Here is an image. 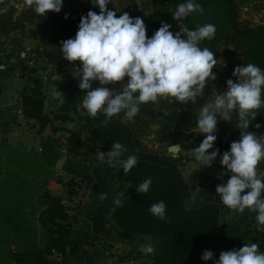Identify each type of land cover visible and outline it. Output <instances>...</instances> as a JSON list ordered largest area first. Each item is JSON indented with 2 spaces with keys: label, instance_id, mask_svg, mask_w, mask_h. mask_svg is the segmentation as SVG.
Returning <instances> with one entry per match:
<instances>
[{
  "label": "clouds",
  "instance_id": "clouds-1",
  "mask_svg": "<svg viewBox=\"0 0 264 264\" xmlns=\"http://www.w3.org/2000/svg\"><path fill=\"white\" fill-rule=\"evenodd\" d=\"M24 2L40 16L59 13L63 6V0ZM109 2L90 0L99 8V13L89 10L82 15L75 36L60 42L59 51L63 58L75 65L79 63L72 72L73 78L78 79V88L85 93L79 108L93 118L102 113L105 116L103 123L107 125L121 112L125 119L133 121L141 104L158 103L160 99L181 104L195 103L204 94L207 81L217 79L213 72L219 64L217 58L207 47L202 49L199 46L202 41L215 37V26L205 24L195 30L184 27L174 34L170 31L172 25L162 22L149 38L141 17H131L127 12L117 16L116 11L108 9ZM203 11L199 4L187 0L176 6L172 18L182 21L191 13ZM64 18L67 19V14ZM232 76L236 78L235 82L228 79L226 90L219 94L215 91L214 99L200 107L194 131L204 138L189 155L202 167H212L219 156L224 171L218 174V178L228 176L226 183L215 188L221 203L239 214L246 210L247 213H257L255 220L264 225V172L258 171V165L264 161V134L247 131L258 110L264 107V71L249 63L236 66ZM94 82L99 86L93 88ZM109 85H119L121 90L114 91ZM52 97L61 104L65 101L60 91L53 90ZM233 114L237 118L235 127L240 130L239 139L233 140L229 149L221 154L218 148H214L217 117L232 123ZM254 127L259 129L261 125L257 123ZM125 151L121 143H112L111 150L99 152L97 158L110 167L122 168L127 174L137 164L138 157L130 155L121 160ZM151 183V178L144 180L136 191L146 194ZM120 195L118 193L113 199L116 206H122ZM106 198V193L99 196L101 201ZM166 207L163 201H159L150 206L149 212L164 219ZM140 251L150 255L155 252V247L145 242ZM213 256L211 250H205L201 259L209 261ZM213 264H264V252L260 251L258 243L244 244L239 249L221 251Z\"/></svg>",
  "mask_w": 264,
  "mask_h": 264
},
{
  "label": "trees",
  "instance_id": "trees-1",
  "mask_svg": "<svg viewBox=\"0 0 264 264\" xmlns=\"http://www.w3.org/2000/svg\"><path fill=\"white\" fill-rule=\"evenodd\" d=\"M156 16L162 15L164 20L171 21L180 29L187 27L195 30L205 24H213L216 28L212 40L200 43L203 49L207 47L213 54L218 46L241 48V65L254 64L264 71V24L251 25L240 19L236 0H193L203 9V13L194 12L182 21L172 18V13L180 3L187 0H153ZM66 7V9H64ZM67 14V19H65ZM39 19H59L68 26L78 29L80 17H76L68 10L67 2L63 1L59 13L49 12L43 16L34 12ZM230 53V52H228ZM20 77H29L37 73L34 67L22 62L18 68ZM98 83V82H96ZM43 81L36 78L32 87L24 88L20 92L22 113L25 118L33 119L43 130L47 125L59 121L66 123L72 120L71 108L62 104L58 112L52 117L44 110L45 93L41 90ZM99 86V84H98ZM116 89L118 85H109ZM92 129L110 148L112 143H121L126 151L120 157L127 159L130 155L138 157L137 164L124 174L122 168L117 167L118 179L122 184L131 186L130 194L122 201V206L113 210L112 221L123 232L147 236L155 247L152 254L154 264H211L203 261V251L209 250L213 243L214 233L225 213L226 208L220 197L207 198L196 206L188 208L189 199L195 185L192 179L188 181L183 176L185 164L180 157H172L147 148L142 139L147 133V122L131 123L125 119L124 113L113 116L105 125V116L98 113L96 117H86ZM53 131L64 130L68 133L65 154L79 158L85 162L94 161V148L84 147L81 142V131L67 130L64 127H53ZM183 137L191 138L192 150L199 146L204 138L201 133H188ZM214 148L222 149V140L217 137ZM4 165L13 172L22 170L30 172L42 171L47 176L30 181L18 180L14 186H9L4 180L5 173L0 170V258L16 255L18 264H55L49 258L58 250L73 252L77 242L73 238V226L80 217L79 210L71 211L63 204L74 194V181H62L66 197L53 196L49 192V184L53 178L48 166L40 162L38 155L22 150L2 148L0 150V168ZM258 171L264 172V161L258 165ZM151 178V186L146 194H140L136 188L146 179ZM41 200L45 208V220L49 227L50 240L42 246L38 244V230L36 229L35 199ZM163 201L166 204V215L159 219L149 212L152 204ZM35 217V218H34ZM252 232L247 231L246 234ZM253 239H259L256 235ZM9 240L14 243L10 246ZM8 250H4L5 246ZM12 250H11V248Z\"/></svg>",
  "mask_w": 264,
  "mask_h": 264
},
{
  "label": "crops",
  "instance_id": "crops-1",
  "mask_svg": "<svg viewBox=\"0 0 264 264\" xmlns=\"http://www.w3.org/2000/svg\"><path fill=\"white\" fill-rule=\"evenodd\" d=\"M26 45V43H25ZM2 53H0L1 55ZM32 66V65H31ZM18 64L9 60L0 61V150L10 148L22 150L38 155L40 162L57 170L58 160L63 158V165L58 175L62 181H80L90 190V199L80 209V217L73 226V238L77 242V248L73 252L66 249L65 252L56 251L60 264H122L118 253L140 251L141 245L150 242L149 237L139 234L123 232L113 223L112 215L115 204L114 197L118 193L121 201L130 194L131 186L122 184L118 179L117 167H110L107 163L98 160L99 152L111 150L97 133L92 129L84 110L79 108L81 98L85 95L73 85L61 83L59 85L45 86L46 100L44 110L52 117L58 112L62 104L71 108L72 120L66 123L55 121L40 130L39 125L33 119H27L22 113L20 92L24 88L32 87L38 74L29 77H20ZM219 94L226 90L224 84L220 86L209 85ZM208 90V87H205ZM53 90L64 94L65 101L60 103L53 99ZM206 96H208L206 94ZM209 97V96H208ZM211 101V100H209ZM205 103L200 97L195 103L170 102L168 99H160L158 103H151L148 107L140 106L139 114L131 123H139L150 119V132L143 137L142 142L151 149H160L166 155L174 157L168 152L169 148L178 145L179 150L175 157L187 156L186 138L182 135L199 133L194 131L196 119L200 107ZM264 107L259 112H264ZM219 116L217 117V119ZM237 119V118H234ZM235 124V120H232ZM263 124V123H262ZM64 127L67 130L78 129L81 131V142L84 147H93L94 161L85 162L79 158H73L65 154L68 133L64 130L53 131V127ZM218 129V126H217ZM222 137V149L220 153L229 149L226 144V135ZM224 136V137H223ZM211 150H209L210 152ZM219 156L212 167H202L194 157H189L183 171L184 178L193 180L195 185L186 206L191 208L207 198L219 197L215 188L218 184L226 183L228 176L218 178ZM57 175V174H56ZM53 196L66 197L64 185L52 180L48 187ZM106 193L107 198L99 199L100 194ZM65 203V200H63ZM40 227L45 236L50 233L45 224L44 217H39ZM253 221L249 218L247 210L244 214L230 210L225 213L214 233L213 243L210 249L214 256L213 261L218 260L221 251L239 249L244 244L258 243L260 251L264 252V244L259 239H253L254 234H246L247 227Z\"/></svg>",
  "mask_w": 264,
  "mask_h": 264
},
{
  "label": "rangeland",
  "instance_id": "rangeland-1",
  "mask_svg": "<svg viewBox=\"0 0 264 264\" xmlns=\"http://www.w3.org/2000/svg\"><path fill=\"white\" fill-rule=\"evenodd\" d=\"M63 1L67 2L68 10L76 17L86 15L89 10L99 13V8L93 6L90 0ZM236 2L241 20L251 25L264 24V0H236ZM107 7L109 10L116 11L117 16L123 12H127L131 17H141L146 25L147 36L149 38L160 27L162 22L172 25L170 31L174 34L179 31V28L174 26L171 21L162 19V15L156 16V7L153 0H110ZM64 9H66V7ZM77 30L78 29L72 28L65 22L56 18L36 19L34 17V10L29 8L24 0H0V53H2L0 55V61L5 60L6 63H9V60H12V62L18 64L17 68L20 67L22 62L27 66L32 65L31 67L37 70L38 76H40V79L43 81L42 86L65 83L73 85L77 90H80L78 88V79H74L72 75L75 66L79 67V63L77 62L75 65L68 62L59 51L61 47L60 42L68 38H73ZM243 52L241 48L217 47L214 56L217 58L219 64L213 68V72L216 74L217 79L214 81H207L206 86L208 90H203L204 94L200 99L205 102L214 99L215 92L209 85L218 87L220 84H224V86H226V81L230 78L235 82L236 78L232 76V72L236 66L241 65ZM126 80L127 78H125V82ZM95 87H98V83L96 82L93 83V88ZM113 90L119 92L121 86L118 85V87ZM206 94L209 97L206 96ZM151 103L152 102L141 104L140 106L148 107ZM234 118H236L235 114H233L232 120H235L236 124L237 119ZM217 120L218 133L224 136L228 133V137L226 138L227 146H229L233 140L239 139L240 130L235 127V124L226 123L219 118ZM144 121L147 122L148 125L146 133L148 134L151 129L149 125L150 119ZM255 121H261L264 125V112H259L255 119L251 121L249 126L251 130H255ZM217 137L222 140L221 136ZM145 146L147 147V145ZM154 151L162 153L160 149ZM49 169L53 174L55 182H58L57 180L60 176L57 170L59 169L56 171L50 167ZM0 170H3L5 173L4 180L9 186H14L18 180H42L47 176V174L42 171L30 172L22 170L16 173L6 168L4 165H1ZM35 201L37 204L35 212L36 229L38 230L37 242L42 246L47 243V241L49 242L50 239L42 232L39 222V217L42 219V216H45V208L41 205V200L39 198H36ZM44 221L45 224H47L45 217ZM47 228L49 230L48 224ZM9 242L8 244H10V246L14 245L10 240ZM8 246L6 245L4 250H8ZM0 254H2L1 251ZM57 258L58 256L55 252L49 259L55 264H60ZM0 264H18L16 255L14 254L12 256L11 254L6 258L1 257Z\"/></svg>",
  "mask_w": 264,
  "mask_h": 264
},
{
  "label": "built area",
  "instance_id": "built-area-1",
  "mask_svg": "<svg viewBox=\"0 0 264 264\" xmlns=\"http://www.w3.org/2000/svg\"><path fill=\"white\" fill-rule=\"evenodd\" d=\"M41 90L45 93L44 85L41 87ZM262 99H264V93H262ZM191 142V138L186 139L187 156L181 158L182 164H186L188 158L191 156L189 155V153L192 151V148L190 147ZM218 170L219 172L224 171L220 164L218 166ZM90 196V190L84 183L80 181H74V194L69 199H64L66 204L64 201L63 204L68 208L69 211L73 209L79 210L83 204L89 201ZM247 230L256 235L264 244V225H260L257 223V221H253L248 225ZM117 256L120 258V262H122V264H154L152 254L145 255L141 251H133L129 253L120 252L117 254Z\"/></svg>",
  "mask_w": 264,
  "mask_h": 264
},
{
  "label": "water",
  "instance_id": "water-1",
  "mask_svg": "<svg viewBox=\"0 0 264 264\" xmlns=\"http://www.w3.org/2000/svg\"><path fill=\"white\" fill-rule=\"evenodd\" d=\"M258 122H261V121H255L254 125L257 124ZM259 124L261 125V127L259 129H256L255 128V130H251L250 127H249L247 129V131L254 132L257 135L264 134V125L262 124V122L259 123ZM178 150H179V146L178 145H174V146H172V147L169 148L168 152L175 157L176 154L178 153ZM62 165H63V158L60 159V160H58V162L56 164V168L60 170L62 168ZM262 196H264V193H262ZM256 215H257V213H255V212L249 213L250 220L251 221H256L255 220Z\"/></svg>",
  "mask_w": 264,
  "mask_h": 264
},
{
  "label": "flooded vegetation",
  "instance_id": "flooded-vegetation-1",
  "mask_svg": "<svg viewBox=\"0 0 264 264\" xmlns=\"http://www.w3.org/2000/svg\"><path fill=\"white\" fill-rule=\"evenodd\" d=\"M258 123H261V122H258Z\"/></svg>",
  "mask_w": 264,
  "mask_h": 264
}]
</instances>
